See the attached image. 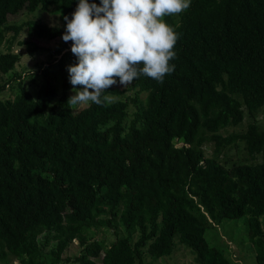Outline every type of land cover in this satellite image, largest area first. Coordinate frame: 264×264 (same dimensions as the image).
Instances as JSON below:
<instances>
[{
    "label": "trees",
    "instance_id": "16d2710c",
    "mask_svg": "<svg viewBox=\"0 0 264 264\" xmlns=\"http://www.w3.org/2000/svg\"><path fill=\"white\" fill-rule=\"evenodd\" d=\"M77 3L0 0V259L59 264L77 239V264H144L145 253L169 257L178 243L198 264H232L218 235L207 234L244 219L254 261L264 264V127L220 133L264 108V0H191L178 19L164 18L179 37L163 83L141 76L128 100L74 112L69 81L63 76L60 92L54 67L34 97L12 73L16 44L36 49L17 41L23 28L30 38L62 36ZM54 6L61 26L8 22ZM7 87L15 92L3 94ZM237 143L249 162L226 167L221 156ZM104 230L116 240L107 243Z\"/></svg>",
    "mask_w": 264,
    "mask_h": 264
},
{
    "label": "clouds",
    "instance_id": "9594fccd",
    "mask_svg": "<svg viewBox=\"0 0 264 264\" xmlns=\"http://www.w3.org/2000/svg\"><path fill=\"white\" fill-rule=\"evenodd\" d=\"M191 0H78L72 18L64 16V42L72 41L76 63L68 65L72 85L68 103L109 106L111 86L126 88L141 76L163 83L175 65L179 34L165 21L190 7ZM176 28L179 27L177 24ZM117 78H119L117 80ZM82 86V87H77ZM91 90V91H90Z\"/></svg>",
    "mask_w": 264,
    "mask_h": 264
},
{
    "label": "rangeland",
    "instance_id": "374dc122",
    "mask_svg": "<svg viewBox=\"0 0 264 264\" xmlns=\"http://www.w3.org/2000/svg\"><path fill=\"white\" fill-rule=\"evenodd\" d=\"M179 15L175 16V19H178ZM36 22L39 24H43L48 27H54V26H61L62 25V19L60 17V13L57 10V7H51L47 10H38L34 14H29L26 11L20 13L16 17L9 16L8 22L10 24L20 25L25 22ZM26 40H29L30 42H33L34 47L36 46V49L33 53L27 48L26 46H15V52L21 54V61L16 65L13 75L16 74L18 76H21L23 88L25 91H28L31 93V95L34 97L35 94H37L39 86L44 82L45 77L43 70L46 67H54L52 75H57V79L53 82L59 89V91H62L63 88V82L65 76L67 80L69 81L68 77V71L67 69L65 72H63L60 69V66L58 65V62L62 58V56L69 57L65 60L63 63L65 66L74 64L73 53L71 52V46L72 41L64 42L62 40V36L56 37L53 40H47L43 38H30L28 37V31L27 28L24 27L20 35L18 36L17 41L18 42H24ZM61 50V52H57L59 47L65 46ZM5 48H2V50ZM56 70V74H55ZM13 75H3L2 79L7 81L10 77ZM19 81V80H18ZM13 87L15 88L16 83L12 82ZM70 84V83H69ZM71 89L72 85L70 84ZM130 86V85H129ZM129 86L126 88H123V86L119 85L117 83L116 85L111 86L112 91H118L119 94H109L111 96L117 97V99L122 100H128L130 96H135L136 90L130 89ZM82 87V86H77ZM7 91L4 92L8 94H12L15 92V89L6 88ZM91 91V90H90ZM71 94L74 95V93L71 91ZM71 95V96H72ZM146 92H141L139 94V98L143 100L146 97ZM86 106H74V112L79 111L80 109H84ZM129 107L130 112L133 110V106L130 103L129 100ZM255 122L258 126L264 127V108L257 112L256 117L254 120L249 119L247 117L244 118L243 122L237 126V127H230L225 128L220 131L222 135H229L232 133H242L245 131L246 126L249 122ZM238 145L234 148H230L226 150V155L223 157L221 156V160L226 161V167H230L233 163H248V155L246 154L243 144L237 143ZM182 144H179L178 146H181ZM206 155L210 156L213 151V144H207L205 146ZM244 219L240 220H232L227 222H222L218 224L215 228H212L208 234L207 237L210 239V236L214 237L217 236L218 241L222 244L223 247L227 248V256L229 257V261L232 264H256L253 257V252L251 250V245L248 242V230L247 225L244 222ZM263 225V231H264V220L261 223ZM107 240V243H112L116 240L117 235H115L114 231L112 230H104L100 234ZM120 235L122 233L120 232ZM77 239L71 243L66 250L62 254V260L59 264H77L74 260V257H78L82 251V248L78 245ZM53 244H50L49 247L46 249L48 251ZM142 262L144 264H198L195 262L193 255L188 251L186 248H184L181 244L178 243L177 246H175L174 252L169 257L160 258V259H153L150 257L148 253L144 254V257L142 258ZM0 264H19V261L13 257H7V259L3 260L0 259Z\"/></svg>",
    "mask_w": 264,
    "mask_h": 264
}]
</instances>
